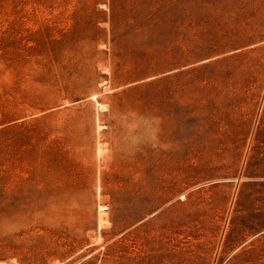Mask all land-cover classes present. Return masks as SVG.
I'll return each mask as SVG.
<instances>
[{
  "label": "rangeland",
  "instance_id": "1",
  "mask_svg": "<svg viewBox=\"0 0 264 264\" xmlns=\"http://www.w3.org/2000/svg\"><path fill=\"white\" fill-rule=\"evenodd\" d=\"M0 264H264V0H0Z\"/></svg>",
  "mask_w": 264,
  "mask_h": 264
},
{
  "label": "bare ground",
  "instance_id": "2",
  "mask_svg": "<svg viewBox=\"0 0 264 264\" xmlns=\"http://www.w3.org/2000/svg\"><path fill=\"white\" fill-rule=\"evenodd\" d=\"M103 208H105V207H102V209H103ZM102 214L105 215L104 212H102ZM102 219H103V217H102Z\"/></svg>",
  "mask_w": 264,
  "mask_h": 264
}]
</instances>
